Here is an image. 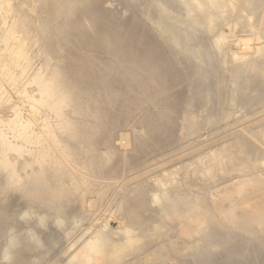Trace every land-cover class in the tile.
<instances>
[{
	"label": "bare ground",
	"instance_id": "bare-ground-1",
	"mask_svg": "<svg viewBox=\"0 0 264 264\" xmlns=\"http://www.w3.org/2000/svg\"><path fill=\"white\" fill-rule=\"evenodd\" d=\"M107 1L0 0L12 15L0 36L10 58L3 70L23 63V71L30 47L42 46L43 66L29 81L38 93L30 106L47 114L39 133L16 111L4 122L10 137L0 129L5 262L16 252L23 264L32 250L42 258L84 219L91 184L77 180L73 168L113 179L119 166L212 123L219 108L238 107L250 93L264 95V42L229 68L239 52L228 55L226 35L210 39L224 21L241 28L247 20L241 16L260 0H116L115 9ZM18 36L22 40L10 47ZM214 100H220L217 109L199 118L195 103ZM132 113L140 128L114 149L109 138L119 116ZM253 139L179 166L152 190L139 187L118 205L124 227L100 231L66 264H264V209L236 214L231 201L244 199L250 187L264 196V174L221 194L211 209L186 190L198 186L192 181L203 191L212 181L263 167L264 130ZM20 222L27 227L16 235Z\"/></svg>",
	"mask_w": 264,
	"mask_h": 264
},
{
	"label": "rangeland",
	"instance_id": "rangeland-1",
	"mask_svg": "<svg viewBox=\"0 0 264 264\" xmlns=\"http://www.w3.org/2000/svg\"><path fill=\"white\" fill-rule=\"evenodd\" d=\"M106 5L113 9L117 8L116 0H109ZM241 17L242 20L247 19L241 28L233 29L230 27L229 21H224L217 26L210 38L213 39L221 34L226 35L228 55L239 52L237 54L239 58L232 62L228 66L229 68H234L241 61L251 58L260 44L264 42V0H260L252 10ZM11 25L12 15L8 10L0 8V36L9 30ZM247 39L251 46L249 49L246 46ZM19 40H22L21 37L13 39L10 42V47H14ZM29 58L30 64L23 71L21 69L25 66L20 63L15 66L10 65L7 74L3 70V66L9 64L10 58L3 53V46L0 45V129L8 137L10 135L4 122L15 111L18 113L20 122L31 124V131L34 133L42 131L43 121L47 116L45 111L34 113L30 106V100L36 99L38 96L36 88L29 81L43 66L42 46H31ZM223 90L220 88L221 94ZM249 96L252 99L241 100L242 104H239L238 107H224V112L219 108L218 113H220V116L215 117L212 123L200 125L191 134L183 132L172 145L160 150L146 152L134 158L133 163L119 166L116 168V175L113 179H101L73 168L77 180L91 184L92 194L87 196L84 205L86 211L84 219L79 222L68 238L59 242L51 252L42 258H40L39 251L32 250L25 253L23 264H66L69 258L79 253L82 246L92 240L100 231L112 230L113 232L124 227V217L118 213V205L128 199L139 187L152 190L155 182L163 180L168 173L175 171L179 166L204 158L222 147L234 144L237 140H249L256 143L253 136L264 130V95L250 93ZM219 101L214 100L208 106H204V102L198 101V104L195 103L196 115L199 118L209 115L217 109L218 106L216 107V105ZM139 128L135 113L120 115L118 126L109 138L110 145L114 149L126 146V136L131 132L138 131ZM99 151L103 155L107 153V147L102 146ZM261 174H264V166L248 174L232 173L224 178L212 181L203 191H200L198 187L200 181H192V184L195 183L198 186L186 190L203 197L205 206L211 209L213 202L221 194L233 193L242 181L255 180ZM247 191L248 195L244 199L231 200L232 203L236 204L235 209L238 210L236 214L240 213L242 208V211L247 212L254 211L257 208L264 209V196L262 193L259 190L251 189V187ZM228 203L224 205L227 206ZM234 217L249 226L254 224L253 221H246V216L237 215ZM7 227V223L1 224L0 230L2 231ZM26 227L23 222L18 223L15 234L21 235ZM111 239L117 240L118 237L112 236ZM3 247L4 244L1 243L0 264H19L16 252L11 261H3L1 257ZM126 261L131 262L132 259L129 257ZM151 264L155 263L152 262Z\"/></svg>",
	"mask_w": 264,
	"mask_h": 264
}]
</instances>
